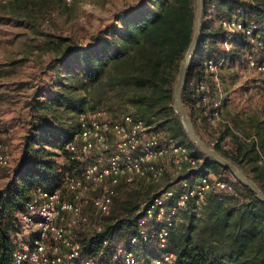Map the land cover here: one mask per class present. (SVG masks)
<instances>
[{
  "label": "trees",
  "instance_id": "trees-1",
  "mask_svg": "<svg viewBox=\"0 0 264 264\" xmlns=\"http://www.w3.org/2000/svg\"><path fill=\"white\" fill-rule=\"evenodd\" d=\"M73 2L72 4H74ZM72 4L65 0H8L0 13L24 25L27 30L25 55L7 68L0 65V80L13 77L21 66H28L29 78L3 87L0 102H22L28 111L22 121L26 127L15 166L2 168L0 180V264H12L20 247L19 219L27 212V203L39 188L56 190L68 176L78 175L81 166L65 152V164L54 160L51 148H65L75 129H66L65 113L80 115L86 111H105L110 119L126 114L138 115L162 129L193 155L198 166L177 179L194 175L214 176L234 188V194L211 193L201 216L182 212L184 222L176 226L166 251L184 264H264V203L229 170L219 166L189 141L173 109V91L179 68L194 33L195 0H145L120 10L104 28L80 42L63 34L59 23ZM244 10L249 22L257 25L253 45L242 33L228 40L219 20ZM209 17V21L207 18ZM228 43L229 49L225 44ZM264 61V0H204L201 42L188 73L183 101L195 128L205 125L214 113L213 102L227 100L220 81L205 70V61H224L227 70L248 67V56ZM221 76L219 77V80ZM204 81L208 92L198 93L197 82ZM16 97L12 98V96ZM207 96L208 102L203 98ZM2 109V108H1ZM228 112V111H227ZM229 113V112H228ZM0 130V143L7 131ZM220 154L238 165L264 191V115H239L220 120L216 129ZM155 184L140 182L135 187L122 185L109 215L92 222L91 205L84 209L87 222L78 228L83 254L98 257L112 244L128 245L138 232V212L159 193ZM176 179V180H177ZM96 214V213H95ZM100 223L97 232L94 223ZM108 242V246L105 242ZM141 259H152L164 250L156 241L139 242L134 248Z\"/></svg>",
  "mask_w": 264,
  "mask_h": 264
},
{
  "label": "built area",
  "instance_id": "built-area-1",
  "mask_svg": "<svg viewBox=\"0 0 264 264\" xmlns=\"http://www.w3.org/2000/svg\"><path fill=\"white\" fill-rule=\"evenodd\" d=\"M75 1L65 0L67 4ZM243 11L220 19L219 24L227 32L228 40L242 33L253 45H258V38L254 36L257 25L249 22ZM225 46L229 49L228 43ZM204 64L206 72L220 81L224 61L209 60ZM248 68L264 73V61L259 62L254 54H249ZM195 90L206 94L207 84L197 82ZM203 100L208 102L209 98L205 96ZM213 106L210 117L215 123L221 118V99L215 100ZM216 143L218 137L212 145ZM65 151L81 166V172L68 176L56 190L35 191L27 203L26 214L19 219V243L24 229L27 245L22 244L15 251L12 264H184L175 253L166 251L181 213L190 212L199 217L211 193L234 194L232 185L209 175L177 179L193 171L201 160L185 144L162 134L138 115L129 113L112 120L103 110L83 112L78 115L77 132L66 143ZM10 162L8 147L1 142L0 170ZM169 174L173 178L171 185L141 206L138 232L129 239L128 245L108 246L106 241V253L95 258L83 254L78 228L88 220L84 214L86 206L91 205L96 215L103 218L110 214L120 186L135 187L140 182L155 184ZM94 229L100 232L101 224L94 223ZM153 241L164 251L152 259H141L134 251L135 246Z\"/></svg>",
  "mask_w": 264,
  "mask_h": 264
},
{
  "label": "rangeland",
  "instance_id": "rangeland-1",
  "mask_svg": "<svg viewBox=\"0 0 264 264\" xmlns=\"http://www.w3.org/2000/svg\"><path fill=\"white\" fill-rule=\"evenodd\" d=\"M8 0H0V8ZM145 0H76L74 4L66 9V14L60 20V27H62L63 34L72 35L80 42H86L89 37L105 27L108 21L115 17V14L120 10L133 7ZM209 21V17L207 18ZM27 30L24 25L18 21L9 18L0 13V65L4 67L11 66L12 62L25 55L29 48L27 44ZM31 74L28 66H21L17 69V74L13 77H5L0 80V94L5 92L3 87L12 85L15 82L27 80ZM221 86H223V96L226 97L227 106L221 112L222 120L229 119L232 116L239 115L244 118L246 114L253 112L264 115V73H259L256 70L247 68L244 69H229L223 67L220 74ZM15 98L16 95L12 96ZM2 102V115L0 116V130L3 127L7 131L4 139V144L8 147V153L11 156V165L15 166L16 160L20 154V147L22 145L23 137L26 133V127L23 119L27 118L28 111L24 108L23 103L16 101ZM229 113H228V112ZM208 122L205 125H199V131L203 139L212 145L215 138L218 137L216 129L220 122L215 123L211 120L210 110L205 113ZM63 121L66 129L77 130L78 116L65 113ZM162 134H166L164 130H160ZM213 146V145H212ZM55 154L54 160L59 164H65V148H51ZM2 172H0L1 176ZM171 176V174H169ZM210 178H214L209 174ZM1 179V178H0ZM169 179H165L163 184L155 187L154 193H159L162 188L167 185ZM2 181L0 180V191ZM91 221L100 220L94 211L88 214ZM180 221L184 222L181 216ZM28 235L23 229V235L20 236V245H27Z\"/></svg>",
  "mask_w": 264,
  "mask_h": 264
},
{
  "label": "water",
  "instance_id": "water-1",
  "mask_svg": "<svg viewBox=\"0 0 264 264\" xmlns=\"http://www.w3.org/2000/svg\"><path fill=\"white\" fill-rule=\"evenodd\" d=\"M204 20V0H195L194 33L185 58L180 65L178 76L173 91V109L179 118L184 132L189 141L203 154L219 166L227 169L237 181L249 188L256 197L264 203V191L250 178L238 165L220 154L214 147L210 146L198 134L192 117L183 101V93L188 80V73L197 54L201 38Z\"/></svg>",
  "mask_w": 264,
  "mask_h": 264
},
{
  "label": "crops",
  "instance_id": "crops-1",
  "mask_svg": "<svg viewBox=\"0 0 264 264\" xmlns=\"http://www.w3.org/2000/svg\"><path fill=\"white\" fill-rule=\"evenodd\" d=\"M3 137L5 138L6 136H5V135H3Z\"/></svg>",
  "mask_w": 264,
  "mask_h": 264
}]
</instances>
